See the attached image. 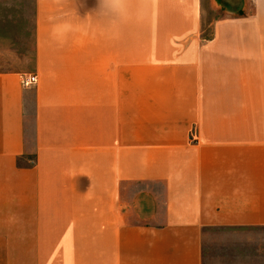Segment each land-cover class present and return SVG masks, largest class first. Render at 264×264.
Returning a JSON list of instances; mask_svg holds the SVG:
<instances>
[{
	"label": "crops",
	"instance_id": "crops-1",
	"mask_svg": "<svg viewBox=\"0 0 264 264\" xmlns=\"http://www.w3.org/2000/svg\"><path fill=\"white\" fill-rule=\"evenodd\" d=\"M33 29L0 264H264V0H34Z\"/></svg>",
	"mask_w": 264,
	"mask_h": 264
},
{
	"label": "rangeland",
	"instance_id": "rangeland-1",
	"mask_svg": "<svg viewBox=\"0 0 264 264\" xmlns=\"http://www.w3.org/2000/svg\"><path fill=\"white\" fill-rule=\"evenodd\" d=\"M33 13L34 0H0V71L32 70Z\"/></svg>",
	"mask_w": 264,
	"mask_h": 264
},
{
	"label": "built area",
	"instance_id": "built-area-1",
	"mask_svg": "<svg viewBox=\"0 0 264 264\" xmlns=\"http://www.w3.org/2000/svg\"><path fill=\"white\" fill-rule=\"evenodd\" d=\"M37 82L36 75H22L21 83L24 87H29L35 85Z\"/></svg>",
	"mask_w": 264,
	"mask_h": 264
}]
</instances>
